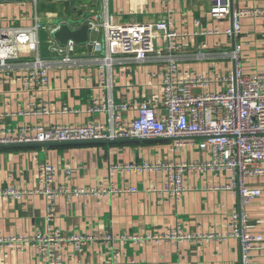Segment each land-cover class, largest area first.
<instances>
[{
	"label": "crops",
	"instance_id": "1",
	"mask_svg": "<svg viewBox=\"0 0 264 264\" xmlns=\"http://www.w3.org/2000/svg\"><path fill=\"white\" fill-rule=\"evenodd\" d=\"M167 6L175 11L176 31L184 35L178 40L182 47L175 54L183 70L208 77L228 75L234 71L235 63L224 53H230L233 45L239 44L244 71L264 73V18H244L241 34L229 38L223 33L231 27L232 20L230 17L215 19L210 0H143L141 4L139 0H108V13L113 23H155L166 19ZM103 7V0H41L38 4L30 0H0V28L33 27L38 17L51 31L57 27L58 19L78 20L87 14H100ZM139 7L142 12L138 11ZM233 7L258 10L264 8V0H233ZM215 30L220 34L206 35ZM43 35L47 46L49 33ZM96 36L94 39L99 38ZM41 53L44 60L53 64L50 87L46 91L27 93L23 89L18 79L26 72V59L15 60L9 69L0 67V129L103 122L102 116L88 112L102 90L97 66L88 48L77 46L73 59L78 65L71 66L60 63L61 58L52 56L48 46L44 49L41 44ZM202 53L203 58H199ZM166 66L161 58L149 59L143 64L131 60L115 65L114 101L161 99L160 74ZM205 155L196 146L177 150L175 141L169 140L0 150V237L45 231L48 226L45 196L14 198L1 193L10 189L37 190V166L49 162L57 169L56 189L95 190L81 197L71 194L57 198L51 225L65 237L96 238L81 252L73 246H64V264H241L240 244L232 239L129 240L119 244L105 240L107 236L160 238L177 227L185 235L224 231L230 215L239 207L238 199L223 189L230 181L227 174L215 176L213 172L187 171L185 192L175 199L152 191L162 187L167 175L164 172L116 174L113 178L109 172L111 166L118 164L189 162L205 160ZM68 168L73 172L70 179L65 175ZM249 183L262 188V195L252 202L248 213L253 230L264 235V176L252 178ZM129 188H135L136 192H124ZM0 264H43V260L34 249L16 252L0 248ZM254 264H263V261L257 258Z\"/></svg>",
	"mask_w": 264,
	"mask_h": 264
},
{
	"label": "built area",
	"instance_id": "2",
	"mask_svg": "<svg viewBox=\"0 0 264 264\" xmlns=\"http://www.w3.org/2000/svg\"><path fill=\"white\" fill-rule=\"evenodd\" d=\"M30 1L38 4L41 0ZM142 1L139 0L140 4ZM103 2V11L89 18L92 62L97 66L98 82L102 90L88 112L102 116L104 121L20 129L5 127L0 129V145L168 139L175 141L177 150L196 146L206 154L205 160L118 164L111 166L110 176L164 172L167 175L162 187L152 191L179 199L185 192V172H213L215 176L227 174L230 181L223 189L238 199L239 207L230 215L225 230L220 234L211 232L207 235H185L177 227L160 238L122 236L117 239L107 236L105 240L119 244L129 240L188 242L194 239H232L240 244L241 264H254L257 258L264 264V235L253 230L248 213L249 206L263 193L261 187H253L249 181L264 176V73L247 74L244 71L240 56L242 46L239 44H234L230 53H224L235 63L234 71L228 75L208 77L195 71L183 70L175 54L182 47L178 40L183 39L184 35L174 27L175 11L172 7L165 8V20L155 23H113L109 18L108 0ZM210 3L215 19L231 18V27L223 33L229 38L241 34L244 18H264V8L235 10L233 0H210ZM138 11L142 12V7ZM41 31L49 33L47 46L52 56L60 57L62 64L78 65V61L73 59L77 46L73 43L60 46L51 36L53 30H47L38 17L33 27L0 28V67L9 69L15 60L26 59V72L18 80L27 93L46 91L51 83L50 70L53 64L42 58ZM94 34L99 35V38L94 39ZM213 34L220 33L215 30L206 35ZM202 48H207V45L204 44ZM198 56L203 58L204 54ZM160 58L167 63L166 69L160 74L163 92L161 99L150 97L141 102L114 101L112 90L115 65L131 60L143 64L149 59ZM161 110L163 114H159ZM72 173L68 168L66 178L70 179ZM56 174L57 169L53 164L41 163L37 166V190L19 192L10 189L1 193L5 197L14 198L32 194L45 196L48 202V226L44 232L0 237V248L16 252L34 249L43 264H64V246H73L81 252L96 239L85 236L65 237L60 229L51 225L58 197L71 194L81 197L95 191L81 188L58 190L55 188ZM102 192L105 193V190ZM124 192L135 193L136 189L129 188Z\"/></svg>",
	"mask_w": 264,
	"mask_h": 264
},
{
	"label": "water",
	"instance_id": "3",
	"mask_svg": "<svg viewBox=\"0 0 264 264\" xmlns=\"http://www.w3.org/2000/svg\"><path fill=\"white\" fill-rule=\"evenodd\" d=\"M83 13L80 15L82 16ZM92 14H87L80 19L61 18L55 22L57 26L52 32V38L62 47L73 43L76 46H85L89 53H92L93 45L91 44V24L89 18ZM166 139L154 140H119V141H96L85 143H57V144H23V145H0V150H15L28 148H51L60 146H79V145H112L120 143L162 141ZM168 141V139H167ZM174 141V140H169Z\"/></svg>",
	"mask_w": 264,
	"mask_h": 264
},
{
	"label": "rangeland",
	"instance_id": "4",
	"mask_svg": "<svg viewBox=\"0 0 264 264\" xmlns=\"http://www.w3.org/2000/svg\"><path fill=\"white\" fill-rule=\"evenodd\" d=\"M96 9V8H95ZM43 33H47V32H44V31H41L40 32V40H41V44H42V47L45 49L47 48L46 44H45V38H44V35ZM97 36L94 34L93 35V38H96ZM43 39V40H42Z\"/></svg>",
	"mask_w": 264,
	"mask_h": 264
}]
</instances>
